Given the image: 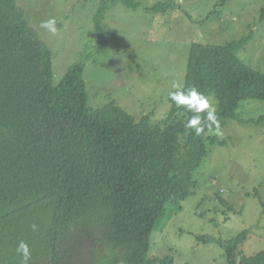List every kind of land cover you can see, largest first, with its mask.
I'll use <instances>...</instances> for the list:
<instances>
[{
	"label": "trees",
	"instance_id": "obj_1",
	"mask_svg": "<svg viewBox=\"0 0 264 264\" xmlns=\"http://www.w3.org/2000/svg\"><path fill=\"white\" fill-rule=\"evenodd\" d=\"M159 8L168 13L174 5ZM251 36L190 47L182 89L194 86L216 98L222 130L230 119L264 124V115L245 121L237 114L243 101H264V72L238 55ZM97 44L105 54L119 39L101 29ZM53 60L17 0H0V264H22L16 253L22 240L30 247L29 264L41 257L57 260L62 234L93 217L103 228L101 239L114 246V264H174L171 256L149 257L151 236L183 210L196 188L195 172L210 148L225 142L185 128L194 114L170 99L168 116L156 125L150 115L138 120L116 101L92 109L85 64L75 62L54 84ZM248 234L231 240L202 235L197 241L219 245L226 264H264V251L242 253Z\"/></svg>",
	"mask_w": 264,
	"mask_h": 264
},
{
	"label": "rangeland",
	"instance_id": "obj_2",
	"mask_svg": "<svg viewBox=\"0 0 264 264\" xmlns=\"http://www.w3.org/2000/svg\"><path fill=\"white\" fill-rule=\"evenodd\" d=\"M132 1L135 8L123 0H17L54 54V84L75 62L85 64L92 109L116 101L136 119L150 115L152 124H159L170 112L172 85L185 84L190 47L196 42L227 45L252 35L238 55L264 72V0H229L224 6L221 0ZM166 3L174 5L168 13L159 8ZM52 18L57 20L56 35L39 27ZM101 29L119 39V46L111 44L105 54L97 46ZM208 97L217 108L216 98ZM237 114L245 121L257 120L264 115V101H243ZM222 132L218 137L225 145L210 148L195 172L196 188L182 202L183 210L153 232L150 258L171 256L174 264H226L219 245L199 243L197 237L231 240L245 230L249 234L242 253L264 251V124L230 119ZM96 219L81 218L66 236L70 231L76 240L84 234L86 244L114 248L101 239L103 228ZM85 264H90L88 258Z\"/></svg>",
	"mask_w": 264,
	"mask_h": 264
},
{
	"label": "clouds",
	"instance_id": "obj_3",
	"mask_svg": "<svg viewBox=\"0 0 264 264\" xmlns=\"http://www.w3.org/2000/svg\"><path fill=\"white\" fill-rule=\"evenodd\" d=\"M39 27L52 35H56L58 31L57 20L54 18L43 21ZM172 87L177 90L169 93V99L178 108H183L185 111L194 114L187 120L185 128L194 129L196 136L207 135L213 131L217 136L223 135L217 108L208 96L194 86L185 90L174 83ZM31 227L36 230L38 226L32 224ZM16 253L22 257V264H29L31 251L27 242L20 241L16 247Z\"/></svg>",
	"mask_w": 264,
	"mask_h": 264
},
{
	"label": "flooded vegetation",
	"instance_id": "obj_4",
	"mask_svg": "<svg viewBox=\"0 0 264 264\" xmlns=\"http://www.w3.org/2000/svg\"><path fill=\"white\" fill-rule=\"evenodd\" d=\"M83 235L78 236L76 240L71 238L70 232L67 236L63 233L58 246V258L46 257L45 260H36L32 264H85V259L88 258L90 264H114V260L111 256L113 247L106 249L103 245H93L92 242L86 244V239ZM83 237V238H82ZM101 250L98 254L96 251Z\"/></svg>",
	"mask_w": 264,
	"mask_h": 264
}]
</instances>
